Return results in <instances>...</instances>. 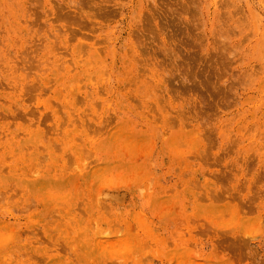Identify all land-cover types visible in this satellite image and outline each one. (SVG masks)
Instances as JSON below:
<instances>
[{"label": "rangeland", "instance_id": "1", "mask_svg": "<svg viewBox=\"0 0 264 264\" xmlns=\"http://www.w3.org/2000/svg\"><path fill=\"white\" fill-rule=\"evenodd\" d=\"M0 264H264V0H0Z\"/></svg>", "mask_w": 264, "mask_h": 264}, {"label": "bare ground", "instance_id": "2", "mask_svg": "<svg viewBox=\"0 0 264 264\" xmlns=\"http://www.w3.org/2000/svg\"><path fill=\"white\" fill-rule=\"evenodd\" d=\"M159 39H161V38H159ZM169 44H171V43H169ZM162 45H163V43H162ZM167 46V45H166ZM171 46V45H170ZM169 48V47H168ZM152 73L154 74L155 73V75L158 77V74H157V71H156V68H153L152 69ZM158 80V79H157ZM159 81V84L161 85V81L160 80H158ZM169 103H171V102H169Z\"/></svg>", "mask_w": 264, "mask_h": 264}]
</instances>
